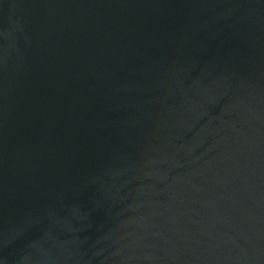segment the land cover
<instances>
[{
	"label": "water",
	"instance_id": "obj_1",
	"mask_svg": "<svg viewBox=\"0 0 264 264\" xmlns=\"http://www.w3.org/2000/svg\"><path fill=\"white\" fill-rule=\"evenodd\" d=\"M0 264H264V0H0Z\"/></svg>",
	"mask_w": 264,
	"mask_h": 264
}]
</instances>
